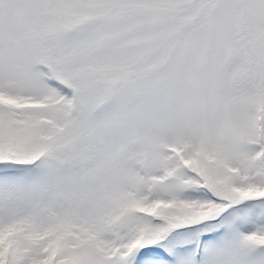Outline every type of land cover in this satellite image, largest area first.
I'll list each match as a JSON object with an SVG mask.
<instances>
[{
	"label": "snow or ice",
	"instance_id": "obj_1",
	"mask_svg": "<svg viewBox=\"0 0 264 264\" xmlns=\"http://www.w3.org/2000/svg\"><path fill=\"white\" fill-rule=\"evenodd\" d=\"M0 264H264V0H0Z\"/></svg>",
	"mask_w": 264,
	"mask_h": 264
}]
</instances>
